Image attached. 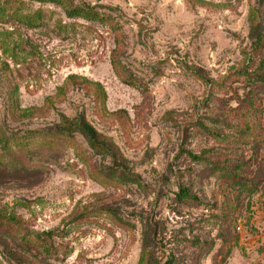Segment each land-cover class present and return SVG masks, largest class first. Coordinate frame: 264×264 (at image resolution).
<instances>
[{
  "label": "rangeland",
  "instance_id": "1",
  "mask_svg": "<svg viewBox=\"0 0 264 264\" xmlns=\"http://www.w3.org/2000/svg\"><path fill=\"white\" fill-rule=\"evenodd\" d=\"M72 1L120 29L0 0V213L68 234L0 264H264V0ZM81 114L107 152L58 133Z\"/></svg>",
  "mask_w": 264,
  "mask_h": 264
},
{
  "label": "trees",
  "instance_id": "2",
  "mask_svg": "<svg viewBox=\"0 0 264 264\" xmlns=\"http://www.w3.org/2000/svg\"><path fill=\"white\" fill-rule=\"evenodd\" d=\"M43 2H51L61 5L68 17L74 18H83L89 21H99L103 23H109L112 29L118 31L120 26L118 22H114L112 16L107 14H102L95 6L90 4L85 5H75L72 0H39ZM17 21L25 24L26 26H35L37 25L38 18H27L18 11H14L11 14ZM116 43L119 44V39L117 38ZM122 52L119 49V46L112 51L111 63L114 69L118 70L122 66L121 61ZM126 83L133 84L134 82L126 80ZM100 86V84H98ZM98 86V87H99ZM101 95H103V100H105L106 92L101 87ZM249 103L252 102V98H249ZM80 133L86 141L89 143L90 147L99 154L107 152L110 147V142L105 139V137L97 130V128L89 122L84 114H81L75 122L65 126L63 129H59L58 133L68 134L72 136L74 133ZM264 142V141H263ZM2 162H0L1 164ZM224 172L222 173L224 178H228L229 182L233 186H238L240 188L247 187V178H243L241 175H238L236 168L229 166L223 167ZM252 181H250L251 183ZM249 183V182H248ZM251 185V184H250ZM183 198H190L188 191H181ZM116 217L117 221L123 225H128L123 219L119 218L117 215L112 213ZM66 237L68 234L66 230H57L56 232L49 233H36L30 232L26 226L20 221V219L15 216L7 215L0 213V243L7 240L17 239L19 245L22 249L28 253H33L38 257H48L54 254H57L60 246L54 243V236ZM142 256L141 260H143Z\"/></svg>",
  "mask_w": 264,
  "mask_h": 264
}]
</instances>
